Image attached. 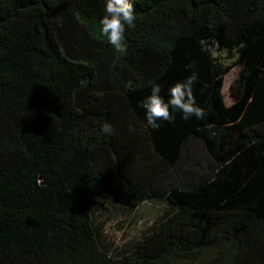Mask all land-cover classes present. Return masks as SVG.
I'll return each mask as SVG.
<instances>
[{
  "label": "trees",
  "instance_id": "trees-1",
  "mask_svg": "<svg viewBox=\"0 0 264 264\" xmlns=\"http://www.w3.org/2000/svg\"><path fill=\"white\" fill-rule=\"evenodd\" d=\"M0 264H264V0H0Z\"/></svg>",
  "mask_w": 264,
  "mask_h": 264
},
{
  "label": "rangeland",
  "instance_id": "rangeland-1",
  "mask_svg": "<svg viewBox=\"0 0 264 264\" xmlns=\"http://www.w3.org/2000/svg\"><path fill=\"white\" fill-rule=\"evenodd\" d=\"M218 55V53H216ZM225 56V53L219 54ZM224 62H231V59L223 58ZM239 66H233L224 76L222 92L226 104L234 102L232 87L237 77ZM104 211L106 238L119 248L129 246L132 241L140 237L161 215L166 212V206L158 200L144 201L134 209L129 210L119 204H109Z\"/></svg>",
  "mask_w": 264,
  "mask_h": 264
}]
</instances>
